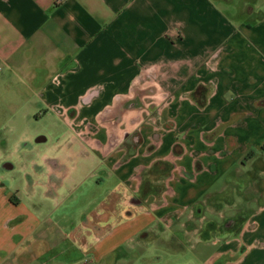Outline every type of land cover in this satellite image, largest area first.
<instances>
[{
  "label": "crops",
  "instance_id": "obj_1",
  "mask_svg": "<svg viewBox=\"0 0 264 264\" xmlns=\"http://www.w3.org/2000/svg\"><path fill=\"white\" fill-rule=\"evenodd\" d=\"M39 101L0 264H264V0H0V118Z\"/></svg>",
  "mask_w": 264,
  "mask_h": 264
},
{
  "label": "rangeland",
  "instance_id": "obj_2",
  "mask_svg": "<svg viewBox=\"0 0 264 264\" xmlns=\"http://www.w3.org/2000/svg\"><path fill=\"white\" fill-rule=\"evenodd\" d=\"M38 104V115H35L31 109H23L21 111L11 110L12 114H16L19 118L13 123L8 120L4 121L3 116L0 118V166L2 168L4 166L9 167L10 170H7L9 175L6 178L12 181V186L15 182L18 183L17 186H22L19 192L16 191L17 194H25V186L31 185L30 180L34 168L30 163V154L36 157L42 152L52 151L49 146L53 145L52 136L56 130L54 122L58 120L59 116L57 114L59 112L47 106L43 101ZM4 112L5 109H1L0 115H3ZM26 114H30V116L28 117ZM42 208H46L47 211L50 209L47 207ZM56 209L58 208L53 207L52 213H55ZM193 251L184 249L182 254H174L173 250L168 248L167 251L158 254L152 247L143 257H145L144 262H157L160 258L162 262H191L192 260L195 264L199 260L198 255Z\"/></svg>",
  "mask_w": 264,
  "mask_h": 264
}]
</instances>
